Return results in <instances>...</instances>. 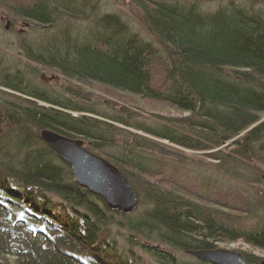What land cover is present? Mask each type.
I'll list each match as a JSON object with an SVG mask.
<instances>
[{"label":"trees","instance_id":"obj_1","mask_svg":"<svg viewBox=\"0 0 264 264\" xmlns=\"http://www.w3.org/2000/svg\"><path fill=\"white\" fill-rule=\"evenodd\" d=\"M204 1L131 0L165 53L163 86L153 84L158 53L152 41L132 33L119 16L101 14L95 2L0 0V6L6 14L52 28L62 27L61 18L91 23L82 32L71 24L78 31L74 36L64 24L60 40L51 37L33 45L40 49L23 48L30 59L71 79L94 81L186 112L159 116L157 125L146 131L185 148L216 149L206 156L236 176L242 165L264 167V9L256 7L264 6V0H230L213 11L204 10ZM21 76L0 67V85L23 96L18 98L22 103L5 100V107L0 106V264H206L176 252L213 247L224 239L264 248L262 230L240 231L231 218L225 221L213 213L210 206L223 203L209 196L215 192L209 178H199L204 190L194 192L179 185L148 187L139 177L136 182L135 171L155 169L153 162L146 164L148 155L137 151L147 147L139 141L125 138L117 161L109 159L136 193V186L145 187L143 209L126 214L109 209L73 181L68 164L39 132L46 128L69 137L83 135L104 146L110 139L101 125H111L98 117L71 115L77 108L39 97ZM108 118L136 127L129 115ZM256 176L249 180L258 181ZM112 226L124 232L122 244ZM136 248L154 261L140 257Z\"/></svg>","mask_w":264,"mask_h":264},{"label":"rangeland","instance_id":"obj_2","mask_svg":"<svg viewBox=\"0 0 264 264\" xmlns=\"http://www.w3.org/2000/svg\"><path fill=\"white\" fill-rule=\"evenodd\" d=\"M228 1L230 0H206L203 2L204 10L213 11L217 6L221 4L225 5ZM89 2H95L100 8L99 11L101 14L107 13L119 16V18L126 22L132 33H136L144 39L152 41L153 47L158 53L157 59L153 58L154 63L152 64L154 67L153 71L155 69L153 84L163 86L165 83L163 73V60L165 58V53L159 49L160 46L155 41L156 39L154 36L147 32L146 26L142 20V15L131 0H89ZM2 7L3 6H0V67L3 71L9 72L11 75L14 72H19L22 75V79L27 83V87H29L28 89L37 93L39 97L41 95L47 99H54L67 103L70 107L77 108L71 110V115L79 116L86 114L88 116L98 117V119L111 125V127L108 128L107 125H105V127L101 125V129H104L103 135L110 139L104 146H99L101 145L99 143L95 146L93 140L90 138L83 135H76L75 138L81 140L85 147L95 153L98 150L101 153L99 154L101 157L111 162L109 158L113 157L114 160L117 161V156L122 153V144L124 143L125 138L130 141L142 142L144 145H147V147L144 146L141 150L137 151H142L148 155L146 157L148 159L146 160V164L153 162L155 169L152 173L149 171H147V173L137 172L138 170L135 171L133 174L136 182L139 177L142 182L148 184V187H165L169 190L176 185H179L185 186L194 192L195 190H204V188L201 187L203 185L199 182V178L204 176L215 182L211 187L215 192L209 193V196L212 199L222 201L223 204L229 201L228 204L233 206L236 202L235 200L238 199V193L236 192H240L243 200H237V203L256 201V203H261V205H258L259 207H263L264 167L261 165L253 166L250 164V167H244L242 165L240 166V172L244 174L245 177H242V175L234 176L225 172L218 165L217 160L206 156V154L210 155V152L215 151L216 149L199 151L185 148L168 141L164 137L159 138L152 136L146 131L148 126L155 127L157 125V122L161 120L158 118L159 116L170 118L182 117L187 115L186 112L176 110L165 102L162 103L138 95L120 92L94 81L71 79L64 76L58 69L53 68L52 66L30 59L28 52L23 48V46L29 47V45L33 46L35 44L40 46L44 39H50L51 37L60 40V31L64 30V24L69 26L68 29L72 36H74L78 31L82 32L84 28L91 23L87 22L85 19L62 20L61 18L62 27L52 28V26L41 25L35 22L31 23L27 19H21L6 14ZM256 7L264 9V6L261 4L256 5ZM7 20H9V24L8 28L5 29L4 26ZM71 24L78 31L75 29L71 30ZM79 40L80 39L77 41ZM38 48L40 49L41 47L35 48V46H33L30 49L36 50ZM41 74H44V78H53L44 81L40 77ZM21 96L20 93H16L9 88L0 85V106L2 108L5 107V100L20 101L22 103L20 100ZM28 99L33 101L36 100L38 104L47 105L46 102L43 103L36 98ZM111 115L122 117L129 115L133 120L128 121L132 124L134 123L136 127L112 121L108 118V116ZM124 130L132 133V135L125 134ZM243 133L244 132L230 138L228 142L242 136ZM133 134H136V136H133ZM156 144H159V146ZM225 145L226 144H223L222 146ZM68 166L70 168V165ZM254 175H257L256 177H259V180L249 182V179ZM213 178H215V180ZM136 189L138 194L136 191H133L137 199V204L129 213L138 212L143 209L140 202L144 201L143 191L145 190V187L143 185H138V187L136 186ZM143 205L146 206L147 204L144 203ZM232 216L234 220L239 219L245 227H248L243 215L237 213L232 214ZM111 228L114 237L117 239V243L122 244V241L124 242V237L122 236L124 235V232L118 230L116 226H112ZM119 233H121V235ZM214 246L222 248L223 250L239 252L243 257L253 254L257 257V260L264 259V250L254 249L240 239L234 241H215ZM136 249L140 252V257H144L149 262L154 261V258L149 253H144L138 248ZM176 254L185 260H190L191 257L194 258L182 251H177ZM197 260L206 264H211L210 262L199 259Z\"/></svg>","mask_w":264,"mask_h":264},{"label":"water","instance_id":"obj_3","mask_svg":"<svg viewBox=\"0 0 264 264\" xmlns=\"http://www.w3.org/2000/svg\"><path fill=\"white\" fill-rule=\"evenodd\" d=\"M8 24L9 20L6 21L5 29ZM40 77L46 81L44 74ZM39 137L70 165L73 180L104 201L108 208L126 214L137 204L134 191L124 173L106 159L82 148L81 140L46 128L40 130ZM189 254L211 264H250L236 251L197 249L189 251ZM259 264H264V260Z\"/></svg>","mask_w":264,"mask_h":264},{"label":"bare ground","instance_id":"obj_4","mask_svg":"<svg viewBox=\"0 0 264 264\" xmlns=\"http://www.w3.org/2000/svg\"><path fill=\"white\" fill-rule=\"evenodd\" d=\"M45 79H46V81H48L47 78H45ZM49 100H54V99H49ZM54 101H57V100H54ZM130 120H133V119L130 118ZM241 175H242V177H245L244 174L241 173ZM249 182H252V181L249 180ZM237 190H239V189H237ZM236 193H238V196H237L238 199L235 200L236 204L234 203L233 206H230L231 204H228L229 201H227V203L225 202V204H221V203L212 204L210 206V209L213 211V213H218L220 215V217H222L223 220L225 219V221L231 218L233 220L234 224L237 225L236 228L240 231L255 232V231L262 230V234H263L264 233V208L261 206L259 207L256 204V201H247V202L237 203L238 201H242L243 198H242L240 192H236ZM237 213L241 214L245 217L244 219L246 220L248 227H245L244 224L241 222V220H239V219L234 220L232 218L233 217L232 214H237ZM224 240H226V239H224ZM246 244H248V243H246ZM248 245L254 249H258V250H262V251L264 250V248L262 246H259V245H256V246H253L250 244H248ZM205 249L214 250V249H222V248H217L216 246H213V247H209V248H205ZM243 259L250 264H259L261 260H264V259L257 260V257H255L253 254L246 255L245 257H243Z\"/></svg>","mask_w":264,"mask_h":264}]
</instances>
